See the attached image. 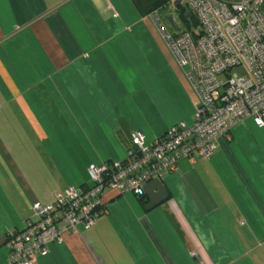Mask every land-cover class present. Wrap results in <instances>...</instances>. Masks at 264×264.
<instances>
[{
  "label": "crops",
  "instance_id": "0c3cea01",
  "mask_svg": "<svg viewBox=\"0 0 264 264\" xmlns=\"http://www.w3.org/2000/svg\"><path fill=\"white\" fill-rule=\"evenodd\" d=\"M197 104L130 0H0V264L33 202L89 182L91 163L122 159L134 131L150 143L190 122ZM216 143L209 157L178 160L151 209L145 194L143 204L106 190L95 224L32 264H264V126L246 119Z\"/></svg>",
  "mask_w": 264,
  "mask_h": 264
},
{
  "label": "built area",
  "instance_id": "2783aa9c",
  "mask_svg": "<svg viewBox=\"0 0 264 264\" xmlns=\"http://www.w3.org/2000/svg\"><path fill=\"white\" fill-rule=\"evenodd\" d=\"M181 1L196 26L185 29L180 21L173 29L158 11L149 17L198 98L192 120L169 126L150 143L134 131L122 159L91 163L89 182L68 186L49 203L33 202L35 218L4 236L3 264H32L78 226L94 225L106 211V190L144 194L146 183L177 171L180 158L212 155L217 138H229L236 124L251 119L264 126V0Z\"/></svg>",
  "mask_w": 264,
  "mask_h": 264
},
{
  "label": "trees",
  "instance_id": "16d2710c",
  "mask_svg": "<svg viewBox=\"0 0 264 264\" xmlns=\"http://www.w3.org/2000/svg\"><path fill=\"white\" fill-rule=\"evenodd\" d=\"M140 15L150 14L153 11H158L160 8H168L171 5L170 0H130ZM174 10L178 13L181 23L185 29H189L192 26H196V20L192 14L186 16V8L179 4ZM141 201L146 197L144 194L135 195ZM147 201L144 200L142 203L145 204Z\"/></svg>",
  "mask_w": 264,
  "mask_h": 264
},
{
  "label": "water",
  "instance_id": "95a60500",
  "mask_svg": "<svg viewBox=\"0 0 264 264\" xmlns=\"http://www.w3.org/2000/svg\"><path fill=\"white\" fill-rule=\"evenodd\" d=\"M173 1L174 7H177L182 4L181 0H171ZM167 20L171 25H173L172 17H167ZM143 193L149 197V201L146 204V209H151L154 206L161 203L163 200L166 199L167 193L164 187L163 181L159 178H155L143 186Z\"/></svg>",
  "mask_w": 264,
  "mask_h": 264
},
{
  "label": "rangeland",
  "instance_id": "374dc122",
  "mask_svg": "<svg viewBox=\"0 0 264 264\" xmlns=\"http://www.w3.org/2000/svg\"><path fill=\"white\" fill-rule=\"evenodd\" d=\"M183 2V1H181ZM180 4V3H179ZM159 15L163 18V20L168 24V20L165 18L166 16H171L174 18V21L177 22L178 20V13L174 10L172 5H170L168 8H160L158 10ZM169 25V24H168ZM181 67V66H180Z\"/></svg>",
  "mask_w": 264,
  "mask_h": 264
}]
</instances>
